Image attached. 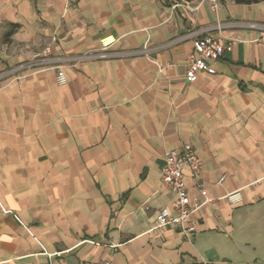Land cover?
<instances>
[{"label":"crops","instance_id":"crops-1","mask_svg":"<svg viewBox=\"0 0 264 264\" xmlns=\"http://www.w3.org/2000/svg\"><path fill=\"white\" fill-rule=\"evenodd\" d=\"M215 2L0 0V264H264V30L240 24L264 1ZM203 35L232 49L189 83ZM109 36L112 57L58 83ZM187 146L210 196L189 237L155 229Z\"/></svg>","mask_w":264,"mask_h":264},{"label":"built area","instance_id":"built-area-1","mask_svg":"<svg viewBox=\"0 0 264 264\" xmlns=\"http://www.w3.org/2000/svg\"><path fill=\"white\" fill-rule=\"evenodd\" d=\"M70 1V0H66ZM213 9L217 8L215 0ZM250 28L264 30V24L259 22L240 23ZM115 37L109 36L101 39L100 48L91 50L73 59L62 58V64L58 66L57 81L60 85H66L69 77L65 67L74 60L88 59H107L112 57L111 47L116 43ZM232 49V44H224L212 35L199 36L194 41V51L189 55L185 80L189 83L195 82L203 73L213 75L216 69L212 62L220 59L226 51ZM47 53H51L47 49ZM188 171L193 181V192L185 183L184 177ZM223 179V178H222ZM162 184L167 187L174 195L172 209L162 208L156 217L155 229L163 231L165 227L175 225L181 229L186 236H191L197 231L193 224V215L205 207L210 202L208 189L205 185L202 172V162L198 153L192 147L171 150L166 157L164 166L161 169ZM224 199L232 204L242 203L243 195L240 190L228 193ZM98 264H112L110 260L101 261Z\"/></svg>","mask_w":264,"mask_h":264},{"label":"trees","instance_id":"trees-1","mask_svg":"<svg viewBox=\"0 0 264 264\" xmlns=\"http://www.w3.org/2000/svg\"><path fill=\"white\" fill-rule=\"evenodd\" d=\"M186 1L191 2L193 0H186ZM262 1L264 0H234L236 4H240V5H251V4L260 3ZM14 30L15 27H12L11 30L9 31V34H11Z\"/></svg>","mask_w":264,"mask_h":264}]
</instances>
